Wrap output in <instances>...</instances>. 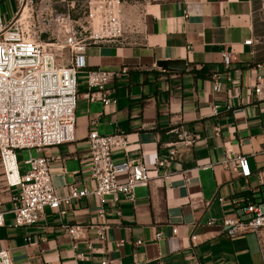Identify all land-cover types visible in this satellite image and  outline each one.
Instances as JSON below:
<instances>
[{
  "label": "crops",
  "instance_id": "0c3cea01",
  "mask_svg": "<svg viewBox=\"0 0 264 264\" xmlns=\"http://www.w3.org/2000/svg\"><path fill=\"white\" fill-rule=\"evenodd\" d=\"M142 1L145 28L138 42L101 40L86 48L88 66L117 72L108 84L115 104L90 101L86 74L80 73L75 140L46 152L60 196L73 181L94 186L82 169L91 130L126 136L128 150L114 149L116 161L152 164L175 149L170 179L136 187L134 202L123 195L116 202L106 196L103 218L97 214L98 199L90 194L61 205L64 213L46 208L44 220L34 226L14 227L7 212L0 249L9 250L14 264H98L108 259L122 264H264V228L258 235L229 237L222 225L207 224L236 210V201L264 198L255 174L264 169V100L252 89L256 77L264 76V2ZM247 39L251 44L244 43ZM223 52L232 57L228 68ZM164 60H185L187 70L165 71L157 66ZM182 132L190 143L180 139ZM236 153L246 155L251 176H239L224 165L225 157ZM204 163L210 166H199ZM0 191L2 206L9 210L16 189L6 187L1 175ZM65 224H106L105 239L87 227L74 248ZM138 240L142 243L136 245ZM79 252L85 258H77Z\"/></svg>",
  "mask_w": 264,
  "mask_h": 264
},
{
  "label": "built area",
  "instance_id": "2783aa9c",
  "mask_svg": "<svg viewBox=\"0 0 264 264\" xmlns=\"http://www.w3.org/2000/svg\"><path fill=\"white\" fill-rule=\"evenodd\" d=\"M23 1L15 0L17 8L5 22L0 10V175L6 187L16 189L10 196L12 207L9 210L3 208L0 197V227L5 225L7 212L13 215L14 227L34 226L44 220L46 208L64 213L61 205L69 206L72 201L89 194L98 199L97 214L103 218L106 214V196H112L116 202L119 195H123L134 202L136 187L169 180L171 172L168 168L176 150H168L165 157L157 158L152 164L129 158L116 161L114 149L128 150L126 136L120 132L100 134L91 130L86 138L88 154L82 169L94 186L88 188L73 181L67 185L68 193L65 196L58 195L49 168L52 157L46 150L75 140L78 75L86 74L88 99L108 106L116 102L115 98L110 97L112 89L108 84L117 72L88 66L86 48L101 40L87 42L76 32H71L63 40L69 57L66 62L61 61L51 48L46 47V43L30 37L25 26L17 19ZM251 42V39L244 41L245 44ZM231 61V55L223 52L225 67L228 68ZM252 89L258 99L264 100V76L256 77ZM178 136L190 143L186 133H179ZM24 149L34 150L38 154L29 152L28 158L22 161L27 168L21 171L16 151ZM223 163L232 167L239 176L247 178L252 175L247 157L242 153H236L233 158L227 155ZM199 166L208 167L210 164ZM255 174L258 184L264 188V169L257 170ZM218 200L221 204L225 202L224 197H218ZM217 223L225 228L229 237L247 232L258 235L264 228V198H252L243 203L236 201V210L224 212L219 219L211 218L207 222L208 225ZM62 227L75 248L77 241L85 238L87 227H95L97 238L104 241L107 226L65 224ZM172 232L176 234L177 228H173ZM161 238L162 234L157 233L156 239ZM86 242L87 248H91ZM141 243L139 240L135 242L136 245ZM121 244L122 241L116 242L117 246ZM76 257L85 258L80 252L76 253ZM0 264H14L8 249H0ZM98 264L122 262L108 259Z\"/></svg>",
  "mask_w": 264,
  "mask_h": 264
},
{
  "label": "rangeland",
  "instance_id": "374dc122",
  "mask_svg": "<svg viewBox=\"0 0 264 264\" xmlns=\"http://www.w3.org/2000/svg\"><path fill=\"white\" fill-rule=\"evenodd\" d=\"M16 8L15 0L1 1L2 21ZM17 19L30 37L46 43L63 62L69 57L63 40L71 32L87 42L134 43L145 28L142 0H24ZM30 152L35 155L34 150ZM16 155L22 167L28 150H17Z\"/></svg>",
  "mask_w": 264,
  "mask_h": 264
},
{
  "label": "water",
  "instance_id": "95a60500",
  "mask_svg": "<svg viewBox=\"0 0 264 264\" xmlns=\"http://www.w3.org/2000/svg\"><path fill=\"white\" fill-rule=\"evenodd\" d=\"M157 66L161 67L165 71L170 72H185L187 70V64L185 60L158 61Z\"/></svg>",
  "mask_w": 264,
  "mask_h": 264
}]
</instances>
